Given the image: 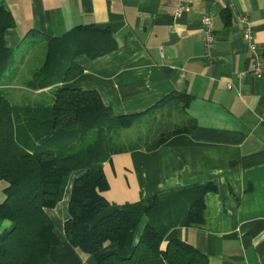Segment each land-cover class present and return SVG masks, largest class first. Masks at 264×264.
Wrapping results in <instances>:
<instances>
[{"label": "crops", "instance_id": "0c3cea01", "mask_svg": "<svg viewBox=\"0 0 264 264\" xmlns=\"http://www.w3.org/2000/svg\"><path fill=\"white\" fill-rule=\"evenodd\" d=\"M0 7L13 18L4 35L13 51L83 25L110 31L116 47L96 58L79 56L82 72L65 84L96 89L115 114L147 110L174 90L191 94L186 112L196 121L193 132L171 134L155 149L115 153L104 162V193L113 204L106 212L158 191L214 181L218 188L204 196L203 220L176 226L167 238L195 245L208 254L209 264H264V67L261 74L252 72L255 57L240 23L248 17L264 64V0H0ZM207 15L216 37L210 52L204 45ZM5 186L0 179V202ZM70 195L71 180L47 209L60 242L40 264H100L66 236ZM11 226L0 217V232ZM117 246L107 240L102 250Z\"/></svg>", "mask_w": 264, "mask_h": 264}, {"label": "trees", "instance_id": "16d2710c", "mask_svg": "<svg viewBox=\"0 0 264 264\" xmlns=\"http://www.w3.org/2000/svg\"><path fill=\"white\" fill-rule=\"evenodd\" d=\"M13 25L0 7V179L6 181L0 217L12 222L0 232V264H40L60 242L47 209L70 180L66 236L100 264H209L207 253L167 235L203 220L204 196L218 188L216 182L158 191L106 212L113 204L104 193V162L115 153L155 149L171 134L193 132L196 121L186 112L191 94L174 90L147 110L115 114L96 89L65 84L82 72L79 56L96 58L116 47L110 31L83 25L13 51L4 40ZM165 108L154 134L149 126L138 136L126 131L150 125L148 113L157 121L155 112ZM144 218L138 239L122 254ZM107 240L117 241V248L103 251Z\"/></svg>", "mask_w": 264, "mask_h": 264}, {"label": "built area", "instance_id": "2783aa9c", "mask_svg": "<svg viewBox=\"0 0 264 264\" xmlns=\"http://www.w3.org/2000/svg\"><path fill=\"white\" fill-rule=\"evenodd\" d=\"M183 7L181 6L178 9V13L182 12ZM240 23L242 24V35L243 38L245 39L249 49L253 52L254 57H255V66L252 70L253 73L255 74H261L263 71V59L260 55V53L258 52V45L252 30V26H251V22L249 21L247 16H242L240 18ZM203 24H204V28H203V32H204V45H205V49L206 51L210 52V50L212 49L214 42H215V33H214V25H213V18L212 15H207L204 17L203 19ZM161 52L164 53V47L161 46L160 47Z\"/></svg>", "mask_w": 264, "mask_h": 264}, {"label": "rangeland", "instance_id": "374dc122", "mask_svg": "<svg viewBox=\"0 0 264 264\" xmlns=\"http://www.w3.org/2000/svg\"><path fill=\"white\" fill-rule=\"evenodd\" d=\"M22 48H25V45H23ZM167 108H168V107H167ZM167 108H165L164 110L160 111L159 113H157V111L155 112V113L157 114V121H156V120L153 121V120H152V115H148V114H149V113H148L146 116H148V119H149V123H150V125H145V127H144V126H141V127H140V125L142 124V123H141V124L139 125V127H135V125H133V126H131L130 128H127L126 131H128V130H129V131L136 130V134H137L136 136H138V135H140L141 132L144 131V129H146L147 126H149L148 129H150V132H151L152 134H154V132L156 131V129H157L158 125H159V124H158V117H159L160 113L166 111ZM153 112H154V111H152V112H150V113H153ZM153 116H154V115H153ZM173 118H175V115H173ZM173 121L176 122L177 120H173Z\"/></svg>", "mask_w": 264, "mask_h": 264}]
</instances>
